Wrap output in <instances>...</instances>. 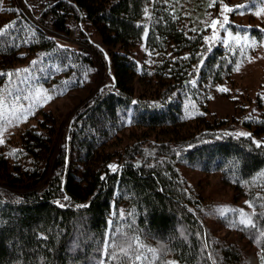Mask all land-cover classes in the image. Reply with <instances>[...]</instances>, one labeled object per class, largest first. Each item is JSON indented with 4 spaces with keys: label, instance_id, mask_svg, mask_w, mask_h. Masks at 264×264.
Wrapping results in <instances>:
<instances>
[{
    "label": "trees",
    "instance_id": "trees-1",
    "mask_svg": "<svg viewBox=\"0 0 264 264\" xmlns=\"http://www.w3.org/2000/svg\"><path fill=\"white\" fill-rule=\"evenodd\" d=\"M187 2L42 0L31 8L39 27L17 0H0V105L11 111L0 121L23 125L0 141V264H140L150 249L151 264L264 259V119H246L251 134L239 135L210 116L244 53L207 49ZM194 4L199 14L210 0ZM71 20L86 49L57 37ZM231 25L264 44L263 30ZM84 88L92 96L63 125L47 108ZM128 128L141 132L119 150ZM183 164L220 175L252 224L216 235Z\"/></svg>",
    "mask_w": 264,
    "mask_h": 264
},
{
    "label": "rangeland",
    "instance_id": "rangeland-1",
    "mask_svg": "<svg viewBox=\"0 0 264 264\" xmlns=\"http://www.w3.org/2000/svg\"><path fill=\"white\" fill-rule=\"evenodd\" d=\"M17 1L28 18L40 27V23L37 22L31 13V8H34L36 12L34 15L38 14V12L43 9L42 1ZM194 2L195 0H190V3L187 2L184 5L186 9L185 12L192 18L194 14L197 16L198 23L205 32V44L207 49L216 45L232 49L237 47L244 53V56H242L243 53H241L242 59L237 65V67L239 66V71L236 70V67L233 74L214 89L208 102L210 116L226 121L225 126L220 129L221 131L239 135H250L251 132L243 126V122L246 119H264V44L258 43L256 37L251 36L249 32L245 31L246 33H239V31L234 29L236 31L234 33L232 30L233 25L231 24L246 27L248 29L258 28L264 31V3H262L261 0H210L208 9L198 14L192 10L193 7H195ZM226 7L231 10L224 11ZM258 12L260 13L259 15H257ZM225 17H227V23H224ZM46 20L49 22L50 16H48ZM72 21L74 20L68 23L70 34L66 36H57L44 27H42V29L50 35L59 37L62 43L86 49L80 42V26L78 27V37L74 38V36H71V28L74 27L70 25ZM213 21L217 22L215 29L211 27ZM229 33L232 35L230 36ZM244 36H247L249 39L241 41L238 45L236 37ZM87 49L95 57L94 51L89 48ZM143 51L147 52V49L143 48V46L138 48V53L140 55L139 59H141ZM95 59L98 64V59L96 57ZM100 66L99 64L98 67ZM101 74L102 72L100 75ZM106 76L105 74L103 78L102 75L101 79L107 81ZM100 84L101 83L98 84L97 88ZM92 94L93 91L88 88L80 89L55 101L50 108L47 109L52 111L55 116H59L60 119H64L63 125H65V123L70 120L71 116L75 114L77 109L86 102ZM1 106L2 105H0V107ZM20 108L23 109L21 106ZM0 109H2L0 114L2 117L8 115L9 112L11 113L7 105ZM5 119L0 121V141L6 136L10 138L12 133L16 132V128L20 129L23 126L20 125L16 128L11 127ZM63 125L62 129L65 131ZM140 132L141 131H138L136 128H128L122 132L121 136L124 138L121 141L123 143L119 150L125 147V144H132L135 142L136 136L139 135ZM148 138L154 139L155 137ZM157 139L159 141L163 140L162 137H158ZM146 144H148V142ZM155 144L158 143L156 142ZM180 168L189 185L199 192L204 199L202 213L205 217L206 224L212 228L218 236L228 237L230 239L238 237V234L232 231L234 230L233 226L236 222L239 223L241 212H243L246 217H249L252 210L246 199L242 196H235L233 189L225 185L222 182L221 176L218 174L205 173L198 169H192L184 164L181 165ZM143 254L145 256H141L142 262L140 264H151L153 252L148 250ZM148 256H150V258H147ZM251 259H255V264H264V259L260 253L253 251L249 252L247 264H251ZM140 261L141 260L138 262Z\"/></svg>",
    "mask_w": 264,
    "mask_h": 264
},
{
    "label": "snow or ice",
    "instance_id": "snow-or-ice-1",
    "mask_svg": "<svg viewBox=\"0 0 264 264\" xmlns=\"http://www.w3.org/2000/svg\"><path fill=\"white\" fill-rule=\"evenodd\" d=\"M261 2L262 3H264V0H261ZM231 9H229V8H225L224 9V11H230ZM260 13L258 12L257 13V15H259ZM216 21H213V23H212V25H211V27L213 28V29H215V26H216ZM224 23H227V17H225L224 18ZM221 26H223V25H221ZM229 35L231 36L232 34L231 33H229ZM249 38L247 37V36H244V37H236V41H237V43H238V45L240 44V42L241 41H245V40H248ZM237 71H239V66L237 67V69H236ZM222 91H223V89H222ZM49 99H50V97H49ZM241 135H244V134H241ZM257 146L259 147V144H257ZM113 170H115V166H113ZM262 175H264V174H262ZM250 207H251V205H249ZM240 220H239V223L241 224V225H251L252 224V221H251V219L249 218V217H246L245 216V214L243 213V212H241L240 213ZM122 251H123V253H124V255L125 256H127L128 255V252H127V250H123L122 249ZM150 251H152L151 249H150ZM135 259L136 260H141L142 259V257L141 256H139V255H137L136 257H135Z\"/></svg>",
    "mask_w": 264,
    "mask_h": 264
},
{
    "label": "built area",
    "instance_id": "built-area-1",
    "mask_svg": "<svg viewBox=\"0 0 264 264\" xmlns=\"http://www.w3.org/2000/svg\"><path fill=\"white\" fill-rule=\"evenodd\" d=\"M40 1H42V0H40ZM70 25H72V27L74 26L73 28H71V30H72L71 36L72 37L74 36V38H77L79 35V29H78L79 24H78V22L72 21Z\"/></svg>",
    "mask_w": 264,
    "mask_h": 264
},
{
    "label": "bare ground",
    "instance_id": "bare-ground-1",
    "mask_svg": "<svg viewBox=\"0 0 264 264\" xmlns=\"http://www.w3.org/2000/svg\"><path fill=\"white\" fill-rule=\"evenodd\" d=\"M255 259H251V264H255Z\"/></svg>",
    "mask_w": 264,
    "mask_h": 264
}]
</instances>
